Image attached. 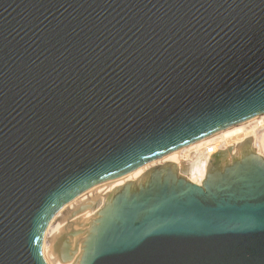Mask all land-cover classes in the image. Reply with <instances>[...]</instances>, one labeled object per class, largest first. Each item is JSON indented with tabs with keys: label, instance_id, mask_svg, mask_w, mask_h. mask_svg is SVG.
Listing matches in <instances>:
<instances>
[{
	"label": "water",
	"instance_id": "1",
	"mask_svg": "<svg viewBox=\"0 0 264 264\" xmlns=\"http://www.w3.org/2000/svg\"><path fill=\"white\" fill-rule=\"evenodd\" d=\"M262 98L264 0H0V264H45L59 208ZM252 138L213 150L201 184L169 161L125 184L71 236L75 264H226L174 254L264 235Z\"/></svg>",
	"mask_w": 264,
	"mask_h": 264
},
{
	"label": "bare ground",
	"instance_id": "2",
	"mask_svg": "<svg viewBox=\"0 0 264 264\" xmlns=\"http://www.w3.org/2000/svg\"><path fill=\"white\" fill-rule=\"evenodd\" d=\"M249 136H253L252 148L264 158V113L147 161L125 175L105 181L82 193L59 208L50 219L40 249L41 260L45 264H75L80 244L71 236L83 228L86 222L99 212L106 200L125 184L147 177L153 165H160L165 161L172 162L188 180L201 184L205 179L211 152L216 149L224 150ZM74 243L78 246L76 253L70 259L64 260L68 248Z\"/></svg>",
	"mask_w": 264,
	"mask_h": 264
},
{
	"label": "snow or ice",
	"instance_id": "3",
	"mask_svg": "<svg viewBox=\"0 0 264 264\" xmlns=\"http://www.w3.org/2000/svg\"><path fill=\"white\" fill-rule=\"evenodd\" d=\"M264 111V98L259 101ZM177 259L226 262V264H264V235L258 239L239 238L226 246L174 254Z\"/></svg>",
	"mask_w": 264,
	"mask_h": 264
}]
</instances>
